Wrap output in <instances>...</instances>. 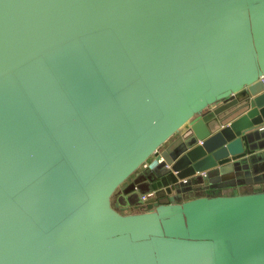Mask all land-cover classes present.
Listing matches in <instances>:
<instances>
[{
  "label": "water",
  "instance_id": "95a60500",
  "mask_svg": "<svg viewBox=\"0 0 264 264\" xmlns=\"http://www.w3.org/2000/svg\"><path fill=\"white\" fill-rule=\"evenodd\" d=\"M261 137L264 0H0V264H264Z\"/></svg>",
  "mask_w": 264,
  "mask_h": 264
},
{
  "label": "crops",
  "instance_id": "0c3cea01",
  "mask_svg": "<svg viewBox=\"0 0 264 264\" xmlns=\"http://www.w3.org/2000/svg\"><path fill=\"white\" fill-rule=\"evenodd\" d=\"M264 137H261V139H257L255 140V142H258L256 144H259V140H263ZM260 145V144H259ZM259 145H257L258 147L252 151H249V153H254V152H262L264 151V148H260ZM244 155H236V156H232V157H228L223 159L221 162H226L228 160H236L241 158ZM262 157V156H261ZM239 168H229L227 170H225V173H223L224 176L226 175H232L234 177V179H240V178H246V177H252L254 178L255 176H257L259 179H252V182L248 183V184H242L239 186H244V187H248V188H252V189H264V157L263 158H257L256 161L254 162H250L248 161V167L244 168L243 165H239ZM248 173V174H247ZM150 175H153V171H149ZM240 177V178H239ZM175 180L174 174L172 172L167 173L165 175H162L161 177H157L155 180L153 181H148L146 179L143 181H139L134 183L135 186H140L141 188H143L144 190H146V188H151V192L157 194L159 197L165 196L166 194H169L171 192L175 191V188L172 184V181ZM231 180V179H229ZM138 189V187H137ZM223 190V187H212V188H208L206 191L207 193L210 194H215V193H219ZM120 191L118 190L116 192V195L114 197V199H116V197L119 195ZM199 191L197 190H193L191 192V194H198ZM145 194H147V192H145ZM122 195V198L125 200V202L127 201V198H125L126 194H120ZM142 195V193H138V195H135L132 197V199H138L140 198Z\"/></svg>",
  "mask_w": 264,
  "mask_h": 264
},
{
  "label": "rangeland",
  "instance_id": "374dc122",
  "mask_svg": "<svg viewBox=\"0 0 264 264\" xmlns=\"http://www.w3.org/2000/svg\"><path fill=\"white\" fill-rule=\"evenodd\" d=\"M117 189H118V188H117ZM117 189L115 190V192H114V194H113V196H112L113 199H114V197H115V195H116V192L118 191Z\"/></svg>",
  "mask_w": 264,
  "mask_h": 264
},
{
  "label": "built area",
  "instance_id": "2783aa9c",
  "mask_svg": "<svg viewBox=\"0 0 264 264\" xmlns=\"http://www.w3.org/2000/svg\"><path fill=\"white\" fill-rule=\"evenodd\" d=\"M262 78H263V77H262ZM145 197H146L145 194H142V195H141V198H142V199H144Z\"/></svg>",
  "mask_w": 264,
  "mask_h": 264
}]
</instances>
